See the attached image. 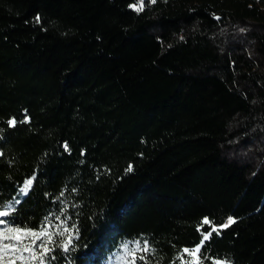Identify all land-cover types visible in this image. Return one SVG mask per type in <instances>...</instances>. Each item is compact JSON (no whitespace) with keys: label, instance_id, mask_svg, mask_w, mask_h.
<instances>
[{"label":"trees","instance_id":"obj_1","mask_svg":"<svg viewBox=\"0 0 264 264\" xmlns=\"http://www.w3.org/2000/svg\"><path fill=\"white\" fill-rule=\"evenodd\" d=\"M134 4L0 0L3 219L52 234L16 264H190L229 216L203 264H264V0Z\"/></svg>","mask_w":264,"mask_h":264},{"label":"snow or ice","instance_id":"obj_2","mask_svg":"<svg viewBox=\"0 0 264 264\" xmlns=\"http://www.w3.org/2000/svg\"><path fill=\"white\" fill-rule=\"evenodd\" d=\"M156 0H151V3H155ZM135 11L140 12L144 9V0H138V6L136 4L130 5ZM37 21H39V17H37ZM27 119V118H26ZM17 121L15 118L9 119L8 124L10 127H14L16 125ZM65 149L67 150L68 146L67 144L64 145ZM131 166H129L128 171H131ZM35 177L28 178L24 181V184L21 188V192L23 194H27L29 190L31 189V186L33 184ZM18 203V201L16 202ZM0 208L3 210H0V225H4V227H0V264H16L17 260H26L28 257H24L22 255L23 252H29L32 254V259L36 258V253L33 250V245L36 243L37 240H40L41 237L47 236V242H52V234L48 232L46 227H42L40 230H35L28 227H12L8 226L9 222L3 217H8L12 214V212L15 211L13 202H8L5 205H0ZM235 218L232 216H229L223 224H220L219 226L215 225L209 218L205 217L203 218L202 224L200 227H203V225H210V231L203 233V239L201 240L200 244L197 245L195 248L183 249V253L188 254L189 256L193 257V261L190 262V264H203V260L201 259L199 253L201 251V245L205 241L211 238L213 233H218L220 229L227 228L231 226L233 223H235ZM199 230V229H198ZM61 236L64 235V232L59 233ZM31 238V242L25 244L24 241L26 239ZM71 239H68L63 242V247L67 251L68 245L71 244ZM44 247V251L40 253V256L43 257L47 252L51 251V249L45 247L44 245H41ZM126 253L131 256H135L136 250L141 248L140 241H135V247L133 249H129L128 244L125 243L123 245ZM151 249L148 246L147 240L143 243V251H150ZM20 253V255H17ZM179 259H182V257H178ZM143 259V257H141ZM132 264H135V261H132ZM186 264H189V262H186ZM213 264H226L224 261L220 260H214Z\"/></svg>","mask_w":264,"mask_h":264},{"label":"rangeland","instance_id":"obj_3","mask_svg":"<svg viewBox=\"0 0 264 264\" xmlns=\"http://www.w3.org/2000/svg\"><path fill=\"white\" fill-rule=\"evenodd\" d=\"M138 6V4H136Z\"/></svg>","mask_w":264,"mask_h":264}]
</instances>
